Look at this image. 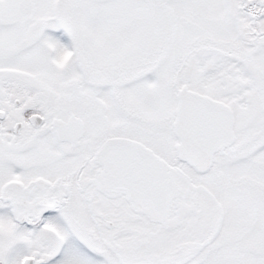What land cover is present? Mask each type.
<instances>
[{
	"label": "snow or ice",
	"instance_id": "1",
	"mask_svg": "<svg viewBox=\"0 0 264 264\" xmlns=\"http://www.w3.org/2000/svg\"><path fill=\"white\" fill-rule=\"evenodd\" d=\"M0 264H264V0H0Z\"/></svg>",
	"mask_w": 264,
	"mask_h": 264
}]
</instances>
